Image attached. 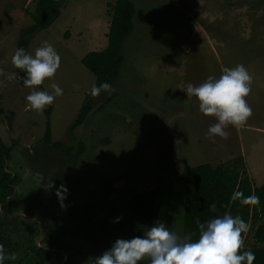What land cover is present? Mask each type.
<instances>
[{"label":"rangeland","instance_id":"rangeland-1","mask_svg":"<svg viewBox=\"0 0 264 264\" xmlns=\"http://www.w3.org/2000/svg\"><path fill=\"white\" fill-rule=\"evenodd\" d=\"M114 1L60 0L51 25L30 38L26 52L34 54L47 40L61 57L55 77L38 88L51 92L55 82L63 89L46 115L25 110L31 91L23 85L26 73L11 63L36 0H0V136L11 147L8 169L17 176L11 195L18 199L0 209V234L6 251L16 254L13 264H87L108 250L107 237L70 214L72 202L92 200L102 211L107 201L158 186L157 217L143 224L142 236L159 223L183 235L179 174L185 165L224 163L247 172L255 185L263 181L264 0H132L134 29L110 83L115 90L90 94L86 119L69 129L95 83L80 57L106 45ZM238 64L253 76L246 97L253 116L243 127L229 126L227 140L217 136L213 142L207 132L217 121L199 111L186 86L219 78L223 68ZM48 118L60 148L43 142ZM79 142L82 150L74 157ZM106 177L113 179L112 192L104 197ZM48 178L51 191L44 188ZM61 184L68 189L64 208L55 194ZM253 232L250 227L243 234L245 245L254 241Z\"/></svg>","mask_w":264,"mask_h":264},{"label":"trees","instance_id":"trees-1","mask_svg":"<svg viewBox=\"0 0 264 264\" xmlns=\"http://www.w3.org/2000/svg\"><path fill=\"white\" fill-rule=\"evenodd\" d=\"M59 7L60 0H36L32 14L33 22L25 28L18 41L17 49L26 50L33 34L51 25L57 16ZM135 11L132 0H115L112 3L106 45L101 49L89 50L81 56V63L94 74L97 86L103 82L112 83L118 77L124 60L123 43L134 29ZM51 108L52 105L44 110L46 115L50 114ZM91 108L90 92H88L69 129L82 123ZM42 139L45 144H51L56 148L61 147V142L52 139L49 118ZM82 146V142H79L74 157L80 153ZM10 149L11 147L0 136V209L8 208L18 201L14 195H11L17 176L8 169L7 160L10 156ZM179 176L184 187L183 235L192 234L194 241L198 238L197 219L203 223L225 213H230L233 217L239 215L250 224L251 228H254V241L250 245H245V250H251L255 254L254 264H264V219H261L264 214V178L261 184L255 185L247 172L243 170L229 167L224 163L213 165L208 162L185 165ZM112 181L110 177L104 178L102 188L104 197L111 194ZM236 190L243 191L245 196L252 194L259 196V206H243L239 201H233L231 196ZM161 193L160 187L156 186L134 193L120 202L107 201L102 211L98 210L94 201L82 199L79 202H72L69 207L70 214L74 218L83 219L94 232L107 237L106 243L110 249L113 239H131L135 236H142L143 224L157 217L158 199ZM24 201L25 199L19 200L21 205ZM213 204L216 206L215 211L212 210ZM28 208L33 209L32 206ZM117 218L120 219L117 220ZM2 238L0 234V244L4 243ZM37 250L49 251L42 246H37ZM5 264L13 263L11 260H6ZM140 264H149V261L144 260Z\"/></svg>","mask_w":264,"mask_h":264},{"label":"clouds","instance_id":"clouds-1","mask_svg":"<svg viewBox=\"0 0 264 264\" xmlns=\"http://www.w3.org/2000/svg\"><path fill=\"white\" fill-rule=\"evenodd\" d=\"M12 65L26 73L23 85L30 89L25 99L26 111L33 110L38 114L51 106L57 97L62 96L63 89L55 82L50 84L51 92L38 90L46 80L55 77L61 66V57L54 46L47 40L37 47L34 54L24 48L15 50L11 58ZM4 69L0 68V76ZM253 76L243 64L222 69L219 78L208 76L198 86L188 83L186 93L194 96L199 102V111L210 117H215L216 123L208 128L207 136L215 142V137L223 140L229 138L226 129L229 126L240 128L246 125L253 116V109L246 97L251 94ZM79 88V85H74ZM115 89L108 82L99 86L92 84L90 94L93 98L99 97L102 92L111 94ZM54 187L52 178L45 182V190L51 191ZM57 197L64 208L63 200L68 189L61 184L56 190ZM231 199L239 201L243 206L258 207L260 197L252 194L245 196L243 191L236 190ZM212 210H216L215 204ZM120 218H117L119 220ZM199 231L194 241L192 234L180 235L171 231L164 223L153 224L143 236L131 239H117L110 249L97 257H90L87 264H140L147 260L149 264H254L255 254L245 250L243 234L250 231V224L237 215L230 213L217 216L203 223L196 221ZM16 254L8 253L3 244H0V264L6 260H16Z\"/></svg>","mask_w":264,"mask_h":264},{"label":"crops","instance_id":"crops-1","mask_svg":"<svg viewBox=\"0 0 264 264\" xmlns=\"http://www.w3.org/2000/svg\"><path fill=\"white\" fill-rule=\"evenodd\" d=\"M81 58V57H80Z\"/></svg>","mask_w":264,"mask_h":264}]
</instances>
